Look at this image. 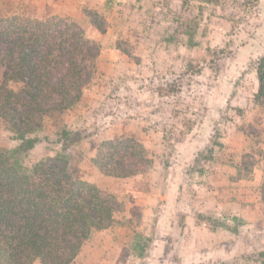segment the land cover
<instances>
[{
    "label": "rangeland",
    "instance_id": "1",
    "mask_svg": "<svg viewBox=\"0 0 264 264\" xmlns=\"http://www.w3.org/2000/svg\"><path fill=\"white\" fill-rule=\"evenodd\" d=\"M14 14L69 16L105 49L90 82L108 91L95 108L82 98L75 114L52 112L37 132L50 140L64 127L92 133L69 152L74 175L122 205L70 264H261L251 253L264 247V98L254 66L264 52V1L0 0V17ZM15 136L0 118V147L15 148ZM126 137L152 162L128 178L104 174L94 164L100 143ZM57 150L40 142L22 164Z\"/></svg>",
    "mask_w": 264,
    "mask_h": 264
},
{
    "label": "trees",
    "instance_id": "2",
    "mask_svg": "<svg viewBox=\"0 0 264 264\" xmlns=\"http://www.w3.org/2000/svg\"><path fill=\"white\" fill-rule=\"evenodd\" d=\"M91 23L106 32L95 16ZM99 54L100 45L69 16L0 17V118L18 140L12 150L0 147V264H70L92 231L110 226L122 208L114 195L74 175L69 152L92 133L64 127L55 139L37 134L45 116L82 100ZM254 66L261 99L264 52ZM10 82L21 88H11ZM40 142L54 143L57 152L31 167L23 165L21 155ZM150 162L134 137L103 140L94 157L101 172L122 178L139 174ZM242 166L250 173L255 162ZM260 194L264 202V176ZM251 256L264 264V247Z\"/></svg>",
    "mask_w": 264,
    "mask_h": 264
},
{
    "label": "crops",
    "instance_id": "3",
    "mask_svg": "<svg viewBox=\"0 0 264 264\" xmlns=\"http://www.w3.org/2000/svg\"><path fill=\"white\" fill-rule=\"evenodd\" d=\"M103 49L104 48H102V52L98 56L97 62H96V65H97L99 71H102L101 60L103 59V55H104V51H105V49L104 50ZM112 64H113V62H111V65ZM99 71H98V73H100ZM107 91H108L107 83H105L104 81L101 83H98V84H96L94 81L92 83L90 82L85 89L83 102H82V103H84L83 105L85 106L86 103H89L88 108L90 107V104L92 105V108H95V105H97L99 103V99H101V97H103L107 93ZM69 110L70 109L67 110L68 114H75L73 112V110H70V111ZM82 110H85V107ZM93 139H96V138H93Z\"/></svg>",
    "mask_w": 264,
    "mask_h": 264
}]
</instances>
